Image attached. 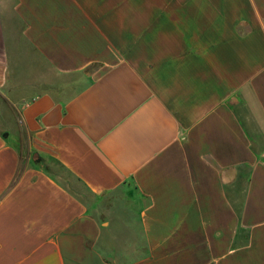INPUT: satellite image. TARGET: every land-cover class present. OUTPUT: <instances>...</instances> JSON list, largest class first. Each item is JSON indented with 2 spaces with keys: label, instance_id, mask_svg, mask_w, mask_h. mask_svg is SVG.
I'll list each match as a JSON object with an SVG mask.
<instances>
[{
  "label": "crops",
  "instance_id": "1",
  "mask_svg": "<svg viewBox=\"0 0 264 264\" xmlns=\"http://www.w3.org/2000/svg\"><path fill=\"white\" fill-rule=\"evenodd\" d=\"M0 264H264V0H0Z\"/></svg>",
  "mask_w": 264,
  "mask_h": 264
}]
</instances>
